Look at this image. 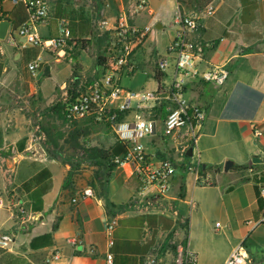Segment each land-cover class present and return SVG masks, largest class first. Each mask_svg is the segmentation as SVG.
<instances>
[{
  "label": "crops",
  "instance_id": "1",
  "mask_svg": "<svg viewBox=\"0 0 264 264\" xmlns=\"http://www.w3.org/2000/svg\"><path fill=\"white\" fill-rule=\"evenodd\" d=\"M94 2L96 5L89 2L74 7L82 8L93 26L92 37L85 38L90 39L85 48L72 33L71 41L56 52L39 48L35 59L40 67L35 76L37 87L22 89L25 72L29 73L27 64L32 61L23 66L20 47L11 42L10 30L6 38L9 48L0 46V152L10 148L9 155L0 154V197L9 200V209L0 210V236L9 235L13 240L7 248H0V264H41L55 250L68 264H107L106 227L112 221L117 223L110 249L112 264H127V258L136 260L130 264H146L151 259L155 264H173L180 245L196 254L197 264H224L239 244L244 245L249 264H264V222L259 223L264 208L258 210L252 182L254 176L264 172V22L260 12H255L252 22L243 24L240 0H214V14L201 17L199 28L190 34L192 42L208 45L200 57V70L219 66L227 69L228 78L219 86L174 74V56L168 52L176 32V15L201 16L197 0H147L146 10L131 21L140 27H151V31L135 50L130 64L133 69L116 71L119 86L165 95L159 96L161 100L167 98L166 91L174 78L183 80V97L190 105L206 110L205 121L183 156L179 147L162 136L160 125L164 119L159 118L158 107L153 109L156 133L143 140L145 152L154 163L170 160L174 174L166 195L157 197L150 191L139 196L138 181L130 166L114 168L101 175L100 182L95 180V167L83 176L72 172L66 186L70 167L47 153L45 141L38 139L35 123L27 114V104L22 106L24 110L15 106V102L29 101L31 108L36 105L44 110L64 95L74 73L77 81L92 83L100 79L102 74L96 78V59L100 56L105 60L104 38L97 32V24L107 20L110 27L129 0ZM14 6L11 0H0L1 20H9ZM51 7L50 21L38 28L42 39L58 35L60 18L55 19L54 3ZM63 8L68 13L70 7ZM51 60L68 61L71 71L63 83L42 92L45 78L40 77L47 67L46 79L51 78ZM161 60L167 61L169 67L163 72L165 78L159 91L155 75ZM105 68L104 61L100 72ZM17 80L21 101L10 95L11 83ZM138 114V110H132L124 121L130 122ZM100 125H92L89 146L106 150L117 137L111 127ZM255 131L261 135L255 136ZM183 136L188 137L186 129ZM20 142H24L22 151L17 150ZM190 148L192 154L188 156ZM254 157L262 162L254 164ZM227 161L232 166L224 171ZM193 163H199L200 168L192 169ZM43 168L51 172V189L43 197L42 211L35 214L27 208L20 187ZM86 190L91 191V196L83 195ZM18 201L25 205V216L17 212ZM142 216H163L174 224L163 230L160 226L149 228L145 223H119ZM216 223L221 227L218 231ZM45 234H51V246L32 249L31 241Z\"/></svg>",
  "mask_w": 264,
  "mask_h": 264
},
{
  "label": "built area",
  "instance_id": "2",
  "mask_svg": "<svg viewBox=\"0 0 264 264\" xmlns=\"http://www.w3.org/2000/svg\"><path fill=\"white\" fill-rule=\"evenodd\" d=\"M11 1L14 4H23L28 10L27 20L10 36L11 42L15 46L20 48L38 47L41 50L56 52L71 41L70 21L64 17L57 21V37L41 38L38 28L46 25L53 16V9L48 0ZM199 1L201 2V16L185 13L176 15L174 21L176 32L168 47V52L174 56V74L187 80L219 86L224 84L228 78L227 69L225 66H219L200 70V57L203 49L208 45L194 43L190 39V34L199 28L201 17H210L215 12L214 0ZM146 8L147 0H129L110 27L107 20H102L97 24V32L104 38L106 68L100 79L92 83L84 80L76 81L73 78L74 95L69 94L67 90L59 101L67 104L66 119L68 122L91 117L97 123L110 126L117 139L125 144V152L113 158L112 163L116 165V168L131 167L132 175L139 183L137 189L139 196H144L151 191L153 196L161 197L166 195L170 189L174 165L170 160L152 162L145 152L143 144L144 139L156 133V119L152 111L158 107L157 103L160 97L153 91L124 89L119 86L115 76L116 71L120 69L128 71L133 69L130 64L135 50L151 31L149 26L140 27L131 22ZM168 67L167 61H159L158 70L160 72L163 73ZM38 69L39 62L37 60L27 64V70L34 76ZM183 85V80L174 78L168 87L166 99L169 101V106L166 108V116L160 125V131L163 137L170 139L175 146L179 147L180 155L184 156L194 141L196 132L205 121L206 110L188 103L183 97ZM132 110H138L140 114L136 115L132 121L125 122V115ZM119 115L121 116L119 117ZM41 120L39 116L35 122L34 130L39 134L38 139L45 141L46 136L41 130ZM67 127H70L69 123H67ZM185 129L188 131L189 138L183 136ZM259 135H261L260 132L255 131V136ZM192 166V169L200 168L199 163H193ZM83 195L91 196V191L86 190ZM261 195L264 197V189H261ZM16 207L19 216L27 214L24 203L18 201ZM2 209H9V200L5 201L0 197V210ZM263 222L264 217L259 223ZM116 227L115 221L110 222L106 227V244L109 248L106 254L107 264H112L113 261L110 249L114 245L113 233ZM220 229V225L216 223L215 231ZM11 243H13L11 236H0V248L5 249ZM41 264H68V261L59 250H55ZM146 264H155V259L149 260ZM173 264H197V256L180 245L177 248V257ZM224 264H249L244 245H237Z\"/></svg>",
  "mask_w": 264,
  "mask_h": 264
},
{
  "label": "trees",
  "instance_id": "3",
  "mask_svg": "<svg viewBox=\"0 0 264 264\" xmlns=\"http://www.w3.org/2000/svg\"><path fill=\"white\" fill-rule=\"evenodd\" d=\"M201 5V2L197 0V4ZM241 4V21L243 24H248L255 19V12L259 11L261 14V19L264 22V0L261 2H257L256 0H240ZM199 5V8H201ZM67 4H62L61 1L55 4V19L59 18H67L70 21V31L74 38H78V42L81 45V48H85L87 44L90 43V39L86 40V37H92L93 35V26L90 20L86 17L85 12L82 8H74L70 7L68 13L67 10L63 7H67ZM66 10V11H65ZM28 18V10L23 4L18 3L15 4L14 9L9 15V20L11 23L10 28V35L12 34L21 26ZM2 17H0V20ZM81 38H84L83 40ZM81 39V40H80ZM101 40V39H99ZM18 48V47H17ZM18 50L21 53L20 61L23 66L29 61L35 60L40 52L38 47H30ZM103 57H97L96 59V78L102 71V67L104 64ZM40 68V67H39ZM74 71H76L74 69ZM49 75L48 68L45 67L42 71L41 78H46ZM74 79L79 80L74 73ZM164 75L162 72L157 70L155 79L159 85V91L161 90V83L164 79ZM75 84H72L68 88V93L74 95ZM159 106L157 108V113L159 118L162 120L166 116V106L168 105L169 101L167 99L159 100ZM66 108L67 104L62 103L61 101L54 102L51 106L45 108L41 113L42 116H57L61 119L65 125L69 123L70 127L68 129H64L63 132L61 128L54 127L53 129H44L42 130L45 133L46 140V151L47 153L52 156L53 158H60L61 150L63 147L68 146L74 152L73 154L75 157H69V159L74 158L77 159L78 163L81 162H89L96 168L95 173V180H102L103 178L100 177L101 175H107L110 173L111 170L116 168V165L112 163V159L122 155L125 152V144L120 141L116 140L108 149H98V148H91L89 146L90 140L89 135L91 134L92 125L94 124H101L97 123L94 118L88 117L81 120H75L68 122L66 119ZM121 115H119L120 117ZM34 125V124H33ZM108 126V125H105ZM110 127V126H109ZM48 131V132H47ZM24 142H20L17 145V150L22 151ZM1 155H9L10 148L8 152H0ZM73 160V159H72ZM63 164L70 165L72 164L70 160H63ZM72 171H69L68 177L66 179L65 185H69L70 175H72ZM135 181L137 180L134 178ZM137 182V181H136ZM253 187L258 203V210L264 208V197L261 195V189H264V172L260 173L258 176H254L252 178ZM138 183V182H137ZM102 184V183H101ZM139 185V183H138ZM65 186V187H66ZM51 189V172L47 168L41 169L37 172L34 176H32L29 180L24 182L20 187V193L25 197L27 202L26 206L32 213H40L43 209V197L49 192ZM108 202L106 205L108 206ZM264 214V210H263ZM121 224H130V225H137L142 226L144 223L149 228H157L160 226L163 230H169L173 227V221L163 217V216H142L138 218L129 219L127 221H119ZM55 227V225H54ZM53 227V228H54ZM52 244V237L51 234H45L39 237L34 238L31 243L30 247L32 249L43 248L51 246ZM127 264L133 263L134 259L127 258ZM133 260V261H131Z\"/></svg>",
  "mask_w": 264,
  "mask_h": 264
},
{
  "label": "rangeland",
  "instance_id": "4",
  "mask_svg": "<svg viewBox=\"0 0 264 264\" xmlns=\"http://www.w3.org/2000/svg\"><path fill=\"white\" fill-rule=\"evenodd\" d=\"M60 1H61L62 4H67L68 7H75V6L78 5V3H80V4L87 3L88 4L89 2H92L93 5H96V3L94 2L95 0L94 1L93 0H48V2L50 4L51 3L56 4V3L60 2ZM0 46L4 50L9 48L6 40L5 41H0ZM43 58L46 60L45 57H43ZM49 66L51 68L52 75H51L50 79H46L45 78L43 80V85L41 86L42 92H45L48 89L54 88L55 84H58V83H61V82L63 83L66 79H68L70 71H71V64L68 61H65V60H60V61L51 60L49 62ZM21 72L24 73L23 70ZM25 75H26L25 80H24L25 82H24V86L22 87V89L23 90H28V87H30V86L31 87H33V86L37 87V83H35L36 77L34 75H32L31 73H28V72H25ZM19 86H20V83H19L18 80L16 81V83H13V82L11 83L10 87H11L12 90H11L10 95L13 97V100L19 99L18 98V91L20 92V89H19L20 87ZM60 99H61V97L57 101H59ZM55 102H56V100H55ZM25 104H27L26 107H28V109H29L27 114L31 115V118H32L33 122L35 123L37 121V118L39 116H42L41 112L43 111L42 110L43 108L36 107V105H34L33 108H31L30 105H29V101L27 103L21 102V104L20 103L17 104L15 102V106H19L20 105L21 107L22 106L25 107ZM24 107H22L23 110H24ZM61 126H62V128H61ZM42 127L44 129H53L54 127H57L58 129L61 128L62 132H63L64 129H67V128L64 127L63 121L61 119H59L57 116H46V117H43L42 121H41V130H42ZM104 145H105V147H107L106 143H104ZM61 153L62 154L60 156V159L62 161L63 160H70L71 161L72 164L70 165L71 166L70 169H71V171L73 173L80 174V175L82 174V176H83V175L90 174L92 172V170H93L92 167H94V166L91 165L89 162L78 163L77 159H74V158L69 159V157H74L73 156L74 152L71 150L70 147H68V146L63 147V149L61 150Z\"/></svg>",
  "mask_w": 264,
  "mask_h": 264
},
{
  "label": "water",
  "instance_id": "5",
  "mask_svg": "<svg viewBox=\"0 0 264 264\" xmlns=\"http://www.w3.org/2000/svg\"><path fill=\"white\" fill-rule=\"evenodd\" d=\"M10 27H11V23L9 20H7V19L0 20V41L6 40L8 33H9V30H10ZM158 95L160 97L165 96V95H161V94H158ZM187 154H188V156H191V154H192L191 148L188 150ZM252 162L254 164H258V163H261L262 161L260 159H258L257 157H254L252 159ZM231 166H232V162L227 161L224 165V171H228Z\"/></svg>",
  "mask_w": 264,
  "mask_h": 264
}]
</instances>
